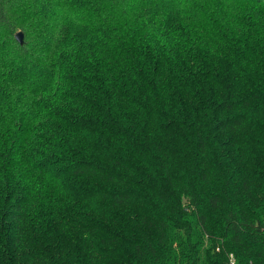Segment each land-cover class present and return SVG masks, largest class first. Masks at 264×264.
<instances>
[{
    "label": "trees",
    "instance_id": "trees-1",
    "mask_svg": "<svg viewBox=\"0 0 264 264\" xmlns=\"http://www.w3.org/2000/svg\"><path fill=\"white\" fill-rule=\"evenodd\" d=\"M229 256L264 264V0H0V264Z\"/></svg>",
    "mask_w": 264,
    "mask_h": 264
},
{
    "label": "water",
    "instance_id": "water-1",
    "mask_svg": "<svg viewBox=\"0 0 264 264\" xmlns=\"http://www.w3.org/2000/svg\"><path fill=\"white\" fill-rule=\"evenodd\" d=\"M15 40L19 45H23V34L21 32H18L15 35Z\"/></svg>",
    "mask_w": 264,
    "mask_h": 264
},
{
    "label": "rangeland",
    "instance_id": "rangeland-1",
    "mask_svg": "<svg viewBox=\"0 0 264 264\" xmlns=\"http://www.w3.org/2000/svg\"><path fill=\"white\" fill-rule=\"evenodd\" d=\"M229 259L233 261V256H229ZM233 264H234V261H233Z\"/></svg>",
    "mask_w": 264,
    "mask_h": 264
},
{
    "label": "built area",
    "instance_id": "built-area-1",
    "mask_svg": "<svg viewBox=\"0 0 264 264\" xmlns=\"http://www.w3.org/2000/svg\"><path fill=\"white\" fill-rule=\"evenodd\" d=\"M230 264H233V261L232 260H230Z\"/></svg>",
    "mask_w": 264,
    "mask_h": 264
}]
</instances>
